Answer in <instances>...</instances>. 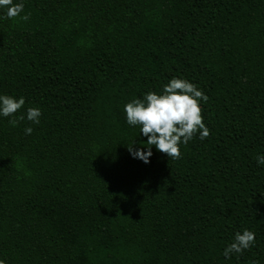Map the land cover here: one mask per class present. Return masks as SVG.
Here are the masks:
<instances>
[{
    "label": "trees",
    "instance_id": "1",
    "mask_svg": "<svg viewBox=\"0 0 264 264\" xmlns=\"http://www.w3.org/2000/svg\"><path fill=\"white\" fill-rule=\"evenodd\" d=\"M16 2L0 9V94L25 100L0 117V259L264 264V0ZM173 77L206 95L209 135L143 163L124 104Z\"/></svg>",
    "mask_w": 264,
    "mask_h": 264
},
{
    "label": "clouds",
    "instance_id": "2",
    "mask_svg": "<svg viewBox=\"0 0 264 264\" xmlns=\"http://www.w3.org/2000/svg\"><path fill=\"white\" fill-rule=\"evenodd\" d=\"M0 9L5 10L8 18L18 16L23 11V4L14 0H0ZM27 19V16L21 17ZM207 99L206 95L192 82L182 78L173 77L162 86L160 92L148 91L143 98H134L124 104V115L129 126L139 125V133L146 137L144 150L136 147L133 151L131 144L128 146L129 154L133 158L148 163L151 156V146L166 154L172 159L181 155L180 145L192 139L193 134H199L203 140L209 135V129L202 122L201 101ZM22 96L0 94V117H12L24 106ZM41 111L38 107H28L25 114L19 119H27L33 124L40 122ZM15 123V120H10ZM26 135L31 134L32 128L25 127ZM256 163L264 166V155H257ZM255 233L243 229L234 234V238L223 250L227 259L232 253H242L254 243ZM0 264H5L0 259Z\"/></svg>",
    "mask_w": 264,
    "mask_h": 264
}]
</instances>
